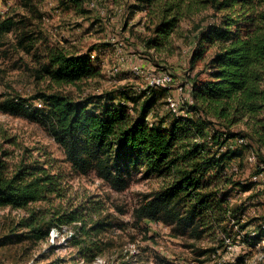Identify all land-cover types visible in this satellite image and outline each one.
Returning <instances> with one entry per match:
<instances>
[{
  "label": "trees",
  "instance_id": "1",
  "mask_svg": "<svg viewBox=\"0 0 264 264\" xmlns=\"http://www.w3.org/2000/svg\"><path fill=\"white\" fill-rule=\"evenodd\" d=\"M17 1L26 14L16 8L0 14V40L13 34L15 47L29 51L40 43L42 53L36 56L39 67L34 71L38 80L47 79L60 87L80 86L100 74L94 53L80 54L51 44L36 25L44 15L40 0ZM58 1V6L69 9H83L84 3L89 9L93 0ZM132 7L147 17V34L141 36L148 50L171 47L183 21L208 7L215 11L212 22L194 25L198 34L190 68L202 64V70L188 80L189 99L175 98L179 104L176 111L168 100L171 89L146 87L141 76L144 86L134 90L125 86L75 94L38 88L29 97L15 93L0 100V110L39 123L61 146L75 173L95 172L116 191L128 189L136 174L162 178L165 183L144 195L134 208L137 223H161L170 227L172 235L194 241L217 231L221 243L210 249L209 258L219 249L224 255L230 239L235 245H245L247 253H239L226 264H251L256 245L264 239V217L245 220L246 202L232 204V200L238 192L264 187L261 181L252 180L264 167L258 166L247 182L236 179L238 170L234 168H239L247 150L256 157L264 156V0H135ZM105 46L111 47L105 44L94 50L101 52ZM210 49L214 50L208 57ZM162 105L168 108L165 115L159 108ZM242 122L249 130H235ZM240 138L245 142L239 143ZM46 164L23 160L10 169L1 161L0 208L27 210L28 215L13 230L23 225L35 239L49 237L53 226L62 229L63 225L82 223V238L75 232L69 239L73 245L86 243L81 257L92 262L108 247L94 235L106 229V218H88L84 207L72 206V202L70 207L30 209L53 197H66L65 176L52 173ZM161 264L185 263L166 258Z\"/></svg>",
  "mask_w": 264,
  "mask_h": 264
},
{
  "label": "rangeland",
  "instance_id": "2",
  "mask_svg": "<svg viewBox=\"0 0 264 264\" xmlns=\"http://www.w3.org/2000/svg\"><path fill=\"white\" fill-rule=\"evenodd\" d=\"M16 1L5 0L1 3L0 14L3 11L10 12L13 8L19 10L20 14H26ZM58 3V0H54V4H51V0H40L38 5L44 15L36 25L49 37L53 45L58 44L80 54L94 53V60L99 58L100 74L84 81L80 86L60 87L47 79L38 80L34 71L35 67H39L36 56L42 53L39 49L40 43L32 51L16 48V37L7 34L0 40V100L14 96L15 93L29 97L38 88L60 89L75 94L101 92L125 86L133 90L143 88L142 78L130 71V63L119 66L120 51L115 46L117 42L123 43V53L149 70L166 68L171 71L175 77L171 95L176 99L187 98L188 80L202 70V64L197 68H190L194 38L198 34L194 25L199 23L201 27L206 26L215 19V11L211 7L202 10L192 19L183 21L180 34L171 47L148 50L142 44V36L147 34L144 25L147 17L133 9L135 0H96L97 8L94 11H91L90 4L89 9L85 3L83 9L75 6L69 9L58 6ZM105 44H110L111 47L105 46L103 51H97L100 45ZM213 50L207 52L208 57ZM117 66L120 68L116 69ZM201 76L205 77L206 74L201 73ZM178 87H182V90ZM159 108L162 115L168 113L165 105ZM235 130L249 129L242 122ZM248 153L247 150L236 174V179H243L245 182L250 180L258 166L264 167V156H257V160L251 162L248 160ZM33 159L42 165L48 162L46 167L52 173L65 176L63 186L66 188V197L64 200L53 197L52 201L33 204L30 209L55 208L59 205L63 208L70 207V202L72 206H83L84 214H88V218H106V229L94 235L96 239L101 238L107 242L108 247L92 262L82 259L80 251L87 244L82 241L79 245H73L69 239L75 232L82 238V231L79 230L82 223L63 225L62 229L53 226L49 237L35 239L31 237L29 228L23 225L18 226L16 231L13 230L20 219L28 215L27 210L0 208V264H161L166 258L181 259L185 264H214V259L209 258V251L219 246L221 233L215 231L200 241H194L188 236L172 235L170 227L161 223L135 221L134 208L143 201L144 195L165 183L162 178L136 174L128 189L116 191L99 179L95 172L88 175L75 173L65 161L61 146L39 123L11 116L0 110V162L7 163L12 169L23 160L29 162ZM234 197L232 204L246 202L245 220L255 216L264 217V187L251 188L244 194L238 192ZM93 207L99 212L93 211ZM91 226V223L87 224V228ZM19 234L22 237L19 238ZM190 244L195 245L191 247ZM218 251L223 252L222 249ZM200 253L206 255L200 256ZM239 253L240 249L235 251L234 256Z\"/></svg>",
  "mask_w": 264,
  "mask_h": 264
},
{
  "label": "built area",
  "instance_id": "3",
  "mask_svg": "<svg viewBox=\"0 0 264 264\" xmlns=\"http://www.w3.org/2000/svg\"><path fill=\"white\" fill-rule=\"evenodd\" d=\"M4 1L5 0H0V4L3 3ZM51 4H54V0H51ZM90 7L97 8V4L95 0H93L90 3ZM6 12L3 11L2 15H4ZM115 46L120 51L119 62L122 64L130 63V69L136 76L143 77V79L145 80L146 87H166L171 89L172 87L175 86L174 85L175 77L172 75L170 71L164 69L149 70V68H146L144 65L133 61V59L130 58V56L122 52L123 51L122 42H117ZM178 89L181 91L182 87H178ZM187 98L189 99V96ZM168 100L170 102L171 107L174 109V111H176L179 105L176 99L170 96ZM238 141L239 143H243L245 142V139L240 138ZM249 160L251 162H255L257 160L256 153H254L253 151L250 152ZM234 168L235 170H238V167L235 166ZM252 180L255 182L261 181L264 185V172L254 175L252 177ZM226 243H227V252L224 255H220L221 254L220 251L211 254L212 258L214 259V264H226L227 262L232 261L234 258L235 251H238L239 249H240V253H244V252L247 253V248L245 245L242 244L235 245L230 241V239H227ZM249 262L251 264H258L264 262V239L256 245L255 252Z\"/></svg>",
  "mask_w": 264,
  "mask_h": 264
},
{
  "label": "crops",
  "instance_id": "4",
  "mask_svg": "<svg viewBox=\"0 0 264 264\" xmlns=\"http://www.w3.org/2000/svg\"><path fill=\"white\" fill-rule=\"evenodd\" d=\"M106 50V49H105Z\"/></svg>",
  "mask_w": 264,
  "mask_h": 264
}]
</instances>
